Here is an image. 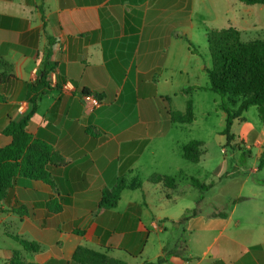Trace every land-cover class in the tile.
Instances as JSON below:
<instances>
[{
	"label": "crops",
	"instance_id": "obj_1",
	"mask_svg": "<svg viewBox=\"0 0 264 264\" xmlns=\"http://www.w3.org/2000/svg\"><path fill=\"white\" fill-rule=\"evenodd\" d=\"M229 28L247 40L260 35L264 5L0 0V148L11 143L3 133L7 125L32 110L28 88L40 75L47 51L56 64L48 80L51 89L26 125L33 139L52 149L45 165L50 184L14 179L0 202V264H11L13 251H20L26 264H77L73 255L78 247L109 248L110 258L126 264H155L159 258L161 264H264V197L243 194L249 179L238 168L213 170L222 182L242 175L236 193L228 190L218 197L216 185L207 191L219 200L215 213L239 200L225 218L199 208L180 223L198 197L193 207H182V187L165 191L161 183L147 181L153 174L182 172L184 145L201 141L182 142L172 135L176 125L189 130L196 116L191 124H174L168 117L169 111L184 112L187 99L196 114L193 94L210 91V66L203 67L205 61L189 50L194 32H203L206 41L209 31ZM188 88L199 89L189 90L183 109L177 107L175 99ZM84 90L96 96L98 107L83 102ZM205 114L209 117L210 111ZM257 149L255 156L248 152L256 161L263 151ZM259 172L254 167L249 174ZM122 179L133 188L122 191L113 209L102 208V192ZM137 184L141 187L134 188ZM253 185L261 192L264 178ZM23 207L34 217L12 211ZM11 237L34 243L39 251L26 253Z\"/></svg>",
	"mask_w": 264,
	"mask_h": 264
},
{
	"label": "trees",
	"instance_id": "obj_2",
	"mask_svg": "<svg viewBox=\"0 0 264 264\" xmlns=\"http://www.w3.org/2000/svg\"><path fill=\"white\" fill-rule=\"evenodd\" d=\"M246 5H264V0H238ZM241 34L233 28L212 30L207 33V50L211 59L210 68L206 69L209 79L208 90L221 98L220 109L226 114L225 129L223 134L227 140L232 139L230 129L233 121L239 119L241 114L249 107H264V40L249 39L242 41ZM191 50V44H189ZM49 51H47L46 60L43 69L38 78L29 85L28 101L32 104L31 112L19 122H10L3 133L11 138V143L5 148H0V202L7 199L9 191L12 188L15 178L23 177L42 181L50 184V174L45 165L51 160V147L40 143L32 138L26 132V125L33 114L40 98L44 96L51 88L48 80L51 73L55 71L56 64L49 61ZM199 88H188L182 93L188 94L189 90ZM91 95L88 91H83L82 96ZM96 97V96H94ZM224 98L234 104V99L241 100L237 109H230L224 103ZM168 117L174 124H191L195 121V114L192 102H186L184 112L169 111ZM204 143L192 140L184 145L182 157L184 160L197 164L203 153ZM264 166V151L260 152L258 157V168ZM148 182L150 184L161 183L164 189L172 191L176 188V179L174 177L153 174ZM192 187L200 191L207 190L209 186L201 184L197 179L191 178ZM122 179L111 190L102 192L101 207L113 209L120 198L122 191L130 189ZM137 184L134 188H140ZM133 188V187H132ZM201 201L195 204V208L187 210L179 220L184 223L189 218L198 213ZM12 211L20 217H34L33 212L28 207L14 208ZM1 212V210H0ZM214 216L225 218L226 213H214ZM77 235H83V232L74 230ZM20 245L26 253L35 254L39 251L34 243L24 241L18 237H11ZM92 250L85 247H78L73 255V260L77 264H126L122 260L110 258L106 251ZM130 256V255H129ZM163 258L156 260L155 264H161ZM11 264H26L23 262L21 252L13 251Z\"/></svg>",
	"mask_w": 264,
	"mask_h": 264
},
{
	"label": "rangeland",
	"instance_id": "obj_3",
	"mask_svg": "<svg viewBox=\"0 0 264 264\" xmlns=\"http://www.w3.org/2000/svg\"><path fill=\"white\" fill-rule=\"evenodd\" d=\"M194 33L193 40L191 41V49L195 51V53H198L200 58L205 61L203 67H205L206 64L211 66V59L207 53L206 41L202 36L203 32ZM246 37L247 36L242 35V41H246ZM249 39L264 40V32L258 36H250ZM184 52L182 48V53ZM182 94L183 95H178L177 99H175V105L183 109L185 97H188L189 94ZM212 98L215 102H213ZM193 99L196 103V123L187 125L192 126L189 130L184 129L182 131L183 125H176L178 126L176 127L177 129L172 131L173 137H180L182 142L188 139H198L204 143V155L197 164L190 163L182 157V172L174 176H168L174 177L177 181L176 186L182 187L180 189L182 191V197L179 199V201L182 202V207L186 204L193 207V201L198 197L199 200L197 202L203 201L201 202L202 206L200 204L199 208L205 213H215L213 210L216 204L219 203V200L218 198L212 199L213 193L207 192L210 185L217 186V191L220 194L218 197L221 198L228 190L230 193H236L239 186L238 180L242 178V175L238 177V180L229 183L219 181V176L214 174L213 170L215 172L222 167H226L230 171L234 168H238L240 173L249 179L247 187H244V195L257 193L258 198L261 196L264 197V189L260 192L259 189H256L253 185V181H258L259 183L260 179L264 178V166L260 168L258 175H250V171L254 167H258V161H256L254 157L250 158L248 155V152H250L252 156H255L258 150L257 146H260V150L264 151V107H249L247 111L241 114L239 119L234 120L230 129L232 139L227 140L226 136L223 134L225 129V113L220 109L221 98L211 91L205 92L203 90H198L193 94ZM188 100L190 99H187L186 102ZM234 101L235 103L231 104V102L224 98V103L229 106L230 109H237L241 102V100L238 99H234ZM208 110L210 111L209 117L205 114ZM246 147L249 149H246ZM191 178L197 179L201 184H205L209 186V188L200 191L192 187L190 184ZM223 184L224 186H221ZM164 190L169 191L166 189ZM138 194L141 196V193ZM238 201L237 198H234L232 201L226 202V206L219 208L222 209L221 213H226V211Z\"/></svg>",
	"mask_w": 264,
	"mask_h": 264
},
{
	"label": "built area",
	"instance_id": "obj_4",
	"mask_svg": "<svg viewBox=\"0 0 264 264\" xmlns=\"http://www.w3.org/2000/svg\"><path fill=\"white\" fill-rule=\"evenodd\" d=\"M82 100L91 107H98L100 105V101L92 95H84L82 96Z\"/></svg>",
	"mask_w": 264,
	"mask_h": 264
}]
</instances>
